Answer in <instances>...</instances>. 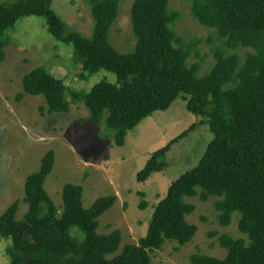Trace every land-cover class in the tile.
I'll return each instance as SVG.
<instances>
[{
	"label": "trees",
	"instance_id": "trees-1",
	"mask_svg": "<svg viewBox=\"0 0 264 264\" xmlns=\"http://www.w3.org/2000/svg\"><path fill=\"white\" fill-rule=\"evenodd\" d=\"M189 1L194 20L215 33L214 63L205 74L198 44L184 43L175 31L181 14L170 11V0L134 2L131 24L136 48L129 54L118 53L109 40L120 0H89L94 20L91 38L70 32L52 9V0L10 4L0 0V62L6 59L7 41L1 39L6 31L20 19L35 16L46 19L55 40L74 46L82 79L101 70L116 75V84L104 81L87 93H68L63 79L44 67L33 69L23 77L24 93L18 99L43 96L42 116L68 114L72 104L82 102L89 123L105 125L115 145L123 147L144 120L168 111L181 98L213 135L198 164L173 181L156 205L146 235L121 252L120 230L98 233L100 217L117 197L100 198L86 209L84 188L66 184L59 209L45 187L56 163L55 152H47L39 170L25 182L27 214L18 219L19 202L0 214V239L11 240L8 264H151L150 254L167 242L185 246L193 241L198 227L187 217L196 206L185 199L195 197L203 202L217 198L214 208L222 228L231 226L233 215L239 213L238 229L247 238L223 234L218 239L227 252L224 259L196 253L191 264H264V0ZM242 49L252 52L241 57L237 52ZM193 54L197 61L189 65ZM197 126L155 151L137 174V182L144 184L165 172L172 147ZM74 228H78L75 236Z\"/></svg>",
	"mask_w": 264,
	"mask_h": 264
},
{
	"label": "rangeland",
	"instance_id": "rangeland-1",
	"mask_svg": "<svg viewBox=\"0 0 264 264\" xmlns=\"http://www.w3.org/2000/svg\"><path fill=\"white\" fill-rule=\"evenodd\" d=\"M16 1L2 0L7 4ZM135 1L120 0L119 15L109 34L111 45L120 54H129L136 48L131 24ZM52 9L70 32L92 37L94 20L89 0H52ZM169 9L181 14L175 31L184 43L198 44L196 51L204 59L201 74L210 71L214 63V31L194 20L189 0H170ZM1 39L7 41V46L6 59L0 62V214L16 202H19L18 219L27 214L26 179L39 170L42 158L53 150L56 163L45 187L55 205L62 208V191L66 184L84 188L86 209L100 198L116 196L115 205L99 219L98 233L106 235L120 230L123 234L120 252L125 245L138 244L146 235L155 207L164 199L171 183L194 168L202 158L213 139L208 125H200L202 118L190 113L186 102L179 98L168 111L157 112L144 120L129 133L125 145L119 147L105 125L97 127L89 123V113L82 102L72 104L68 114L42 116L39 110L46 107L43 96L25 95L18 99L24 93L23 77L33 69L44 67L63 79L68 93H87L104 81L116 84V75L101 70L82 79V63L74 46L55 40L43 17L20 19ZM251 52L242 49L237 54L245 57ZM195 61L193 54L189 65ZM193 124H198L194 132L172 147L165 172L154 174L144 184L138 183L136 176L151 155ZM216 200L215 197L207 202L200 197L186 198L187 203L196 206V211L187 217L190 224L198 227L196 236L185 246L167 242L163 249L150 254L151 264H191L190 258L196 253L224 259L227 252L220 247L218 237L227 234L247 238L238 229L239 213L233 215L231 226L222 228L219 225L214 208ZM77 230L72 229L71 234L75 236ZM213 233L217 237H212ZM10 244L11 240L0 239V264L9 263L6 249Z\"/></svg>",
	"mask_w": 264,
	"mask_h": 264
}]
</instances>
